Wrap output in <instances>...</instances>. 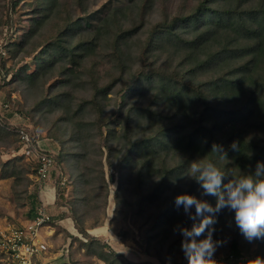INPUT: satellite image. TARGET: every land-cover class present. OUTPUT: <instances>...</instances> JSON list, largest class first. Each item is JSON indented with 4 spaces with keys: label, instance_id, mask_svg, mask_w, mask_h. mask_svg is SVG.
Listing matches in <instances>:
<instances>
[{
    "label": "trees",
    "instance_id": "16d2710c",
    "mask_svg": "<svg viewBox=\"0 0 264 264\" xmlns=\"http://www.w3.org/2000/svg\"><path fill=\"white\" fill-rule=\"evenodd\" d=\"M133 1L132 5L138 2ZM58 4L57 0L34 1L36 15L31 19V32L17 44L18 48L36 35ZM136 4L130 8L110 7L94 26L97 14H88L86 23L70 18L60 40L50 43L41 54L43 62L31 73L26 67L15 76L19 84L28 86L22 93L30 92L36 80L46 77L57 61L66 58L74 64L85 62L95 55L104 37L113 38L112 52L103 58L110 77L115 72L120 77L102 90L105 94L100 86L96 87L99 91L93 100L96 104L98 96H106L108 90L122 84L121 103L110 111V116L105 117L103 111L97 120L86 122L87 128L79 123V133L72 135L71 142L79 140L81 151L70 155L79 164L86 162L89 141L102 140L112 170L109 183L118 184L117 205L130 210L132 216L145 215L149 253L158 256L162 264H168L169 258L171 264H179L176 258L184 253L178 226L190 228L201 218L190 219L183 206L175 205V197L189 194L216 204L215 196L204 195L199 183L186 175L191 162H215L225 172L222 184L254 171L258 161L264 162V0H197L190 10L183 9L173 20L159 25L140 19V3ZM134 37L143 42H135ZM137 43L141 50L133 54L132 45ZM153 54L165 59L167 69L148 64ZM136 59L140 69L133 72ZM171 68L174 72L168 73ZM149 93L150 103L145 104ZM59 98L40 100L32 109L35 114H48L51 102ZM20 139L17 149L22 145ZM233 143L236 149L231 147ZM213 144L223 146L225 159L220 160L212 152ZM96 150L95 156L99 153ZM101 154L94 163L100 165L96 173L97 179L101 177L99 188L106 190L105 201L108 183L102 162L104 152ZM20 160L1 163V178L13 179L15 190L20 185L27 189L32 171ZM94 172L79 169L75 191L82 197L79 208H72L79 227L87 207L89 189L85 188L92 185L90 175ZM191 211L194 213L195 208ZM213 215L217 221L213 238L230 242L229 256L216 264H251L254 260L243 256L251 244L256 245V254L264 257V239L246 240L235 226L234 212L222 208ZM79 230L88 236L85 228ZM97 246L100 250L95 254L106 264H136L113 251L106 252L105 245L94 239L87 245L93 250Z\"/></svg>",
    "mask_w": 264,
    "mask_h": 264
},
{
    "label": "rangeland",
    "instance_id": "374dc122",
    "mask_svg": "<svg viewBox=\"0 0 264 264\" xmlns=\"http://www.w3.org/2000/svg\"><path fill=\"white\" fill-rule=\"evenodd\" d=\"M34 1L0 0V228L10 224L22 225L31 221L33 205H36V210L44 200L49 205L48 211L54 219L62 223L52 224L55 232L48 238L50 249L43 257L41 264H106L95 254L100 250L98 248L100 245L96 247V250L87 247L92 239L105 245L103 248L106 252L113 251L121 256V259L136 264H162L158 256H154L147 250L148 227L143 224L145 215L132 216L129 209L127 211L117 205L115 190L118 184L109 183L112 170L107 164L108 149L104 147L103 141L98 138L89 141L86 162L79 164L70 155V153L79 154L81 151L82 143L79 140L71 142L72 135L79 133V123L81 122L83 128H87L88 126L84 125L86 122L91 123L97 120V115L99 118L103 111L105 117L110 116V111L121 103L119 91L122 84L108 90L106 96H98L96 104L93 100L99 91L95 89L96 87L100 86L102 91L114 79L120 77L118 72L112 74L113 79L110 77L108 66L103 58L104 55L111 54L113 38L104 37L98 43L95 55L85 62L74 64L66 58L60 62L57 61L46 77L36 80L30 92L22 93L28 86L19 84L15 74L26 67L31 69V73L43 62L41 54L47 51L50 43L60 40L70 18H78L86 23L88 14H97L94 18V26L110 7L130 8L140 3L138 11L140 19H147L153 25H159L173 20L175 16L182 13L183 9L190 10L197 4V0H138L133 5V0H57L59 4L36 35L28 39V43H25L22 48H18L17 44L31 32V19L36 15ZM85 10L87 13L83 14ZM77 25H79L78 22ZM143 39L135 38V42H143ZM132 50L133 54H138L141 45L139 43L132 45ZM164 62H166L165 59L159 58L156 54L151 55L148 60V64L155 63L158 69H167ZM138 69L140 64L136 59L133 72ZM172 72L174 68L168 70V73ZM124 78L128 80L129 75L126 74ZM102 93L105 94L103 91ZM54 98H59L56 99L58 103L51 102L50 113L42 111L34 113L32 106L35 103L40 100L51 101ZM150 100L149 93L145 104L150 103ZM83 105L86 107L81 110ZM22 130L29 135L32 143H39L43 149L50 150L53 156L58 157L49 183L57 184L65 179L66 184L58 187L56 193L53 191V200L50 198L53 194L48 197L45 195V189L41 191L37 186L36 162L23 146L21 150L20 147L16 148L19 145ZM93 132L95 133L96 130L92 129ZM51 144L55 146L54 149H50ZM95 150L99 152L96 156L93 154ZM102 152H104L102 161L104 176L108 183L105 201L106 190L99 188L102 186L101 177L97 179L96 173L100 165L94 163L100 158ZM19 158H21L19 163L31 167L32 171L28 174L30 180L27 189L20 185L16 186L15 190L13 179L1 178V163ZM90 168H93L91 172H95L90 175L92 185L85 188L89 189L87 207L83 224L79 227L72 211L73 207L79 208L82 197L81 192L75 191L76 182L79 179V169L90 174ZM55 199L56 203L53 204ZM63 207L66 211L61 210ZM81 227L85 228L88 236L81 233L79 230ZM216 240L223 243L218 247L213 259L216 262L224 261L229 256L230 242ZM256 252V245L251 244L248 252L243 256L248 260L264 259ZM176 259L179 264H188L184 255H178Z\"/></svg>",
    "mask_w": 264,
    "mask_h": 264
},
{
    "label": "clouds",
    "instance_id": "9594fccd",
    "mask_svg": "<svg viewBox=\"0 0 264 264\" xmlns=\"http://www.w3.org/2000/svg\"><path fill=\"white\" fill-rule=\"evenodd\" d=\"M231 147L236 149L237 145L233 143ZM212 152L217 153L220 160L227 156L221 145L213 144ZM186 175L193 177L199 183L204 195L216 197L215 206L189 194L175 197V205L183 206L185 213H189L190 219L196 221L198 217L201 218L190 228L178 226L179 234L183 238L181 250L188 264H216L213 257L223 241L213 238L216 231L213 225L217 222L213 214L218 213L222 208L234 212L235 226L246 240L252 242L264 239V162L258 161L254 171L225 184H222L225 172L213 161L191 162ZM193 207L194 213L191 211ZM202 234L204 238L198 240L197 238ZM168 264H171L170 258ZM251 264H264V259L257 258Z\"/></svg>",
    "mask_w": 264,
    "mask_h": 264
},
{
    "label": "built area",
    "instance_id": "2783aa9c",
    "mask_svg": "<svg viewBox=\"0 0 264 264\" xmlns=\"http://www.w3.org/2000/svg\"><path fill=\"white\" fill-rule=\"evenodd\" d=\"M21 134L20 150L28 151L30 157L36 162L35 178L38 188L46 190L52 179L55 168V159L48 149H43L39 143H32L29 135L23 130ZM36 145V147H35ZM66 180L53 183V191L64 186ZM54 194L52 195V200ZM56 203V199L53 204ZM48 204L44 200L36 209L35 217L22 225H6L0 228V264H41L43 257L49 252L48 238L54 234L52 224H61L56 221L48 211ZM66 209L63 207L61 210ZM43 264V263H42Z\"/></svg>",
    "mask_w": 264,
    "mask_h": 264
},
{
    "label": "crops",
    "instance_id": "0c3cea01",
    "mask_svg": "<svg viewBox=\"0 0 264 264\" xmlns=\"http://www.w3.org/2000/svg\"><path fill=\"white\" fill-rule=\"evenodd\" d=\"M46 144H44V146H45ZM46 146H48V145H46ZM54 149L55 148V146L53 145L52 146V144H51V146H50V149ZM49 186V187H48ZM47 186V188H46V190H45V195H48V197H50L49 195L51 194H53V183L51 182L49 185ZM51 199H52V196L50 197Z\"/></svg>",
    "mask_w": 264,
    "mask_h": 264
}]
</instances>
